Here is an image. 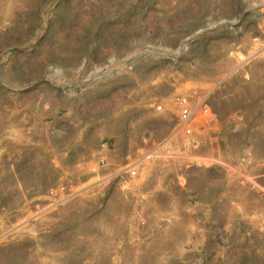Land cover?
Returning a JSON list of instances; mask_svg holds the SVG:
<instances>
[{"label": "rangeland", "instance_id": "rangeland-1", "mask_svg": "<svg viewBox=\"0 0 264 264\" xmlns=\"http://www.w3.org/2000/svg\"><path fill=\"white\" fill-rule=\"evenodd\" d=\"M0 234V264H264V0H0Z\"/></svg>", "mask_w": 264, "mask_h": 264}, {"label": "built area", "instance_id": "built-area-1", "mask_svg": "<svg viewBox=\"0 0 264 264\" xmlns=\"http://www.w3.org/2000/svg\"><path fill=\"white\" fill-rule=\"evenodd\" d=\"M253 40L256 39L254 38ZM173 99L177 106V123L185 133H189L190 125L196 119V110L198 109L201 114H205L207 112V107L201 101L191 102L189 97L184 94H176L174 95ZM107 145V141H102L100 143L99 146L101 153H99L96 159L95 167L106 166V159L102 150L104 151ZM95 167L93 169H95ZM115 173H124L128 176H132L135 174V170L129 164L120 165L117 167ZM72 193L71 185H69L67 182L59 183L54 187H50L47 190V201H49L48 204L52 206L60 204L67 200L72 195ZM2 234H0V237Z\"/></svg>", "mask_w": 264, "mask_h": 264}, {"label": "crops", "instance_id": "crops-1", "mask_svg": "<svg viewBox=\"0 0 264 264\" xmlns=\"http://www.w3.org/2000/svg\"><path fill=\"white\" fill-rule=\"evenodd\" d=\"M255 122H257V119H254V121L252 120V123H253L254 125H256ZM252 123H251V124H252ZM253 124H252V125H253Z\"/></svg>", "mask_w": 264, "mask_h": 264}]
</instances>
